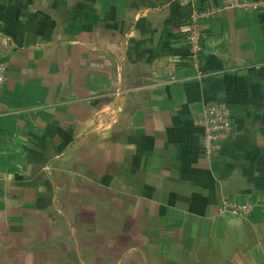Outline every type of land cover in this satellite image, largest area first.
<instances>
[{"label":"crops","instance_id":"0c3cea01","mask_svg":"<svg viewBox=\"0 0 264 264\" xmlns=\"http://www.w3.org/2000/svg\"><path fill=\"white\" fill-rule=\"evenodd\" d=\"M228 1L0 0V264H264V9Z\"/></svg>","mask_w":264,"mask_h":264},{"label":"built area","instance_id":"2783aa9c","mask_svg":"<svg viewBox=\"0 0 264 264\" xmlns=\"http://www.w3.org/2000/svg\"><path fill=\"white\" fill-rule=\"evenodd\" d=\"M228 6H238L243 9H264V0H229ZM215 8H194L187 20L185 44L188 47L190 58L197 62L203 34L200 21L210 18L215 13ZM6 79V64L0 59V93ZM203 129L202 149L208 155L216 153L222 142L231 134L233 122L231 112L224 103H212L203 106L197 120ZM254 203L248 199L223 198L218 205L220 216L243 217L253 210Z\"/></svg>","mask_w":264,"mask_h":264}]
</instances>
